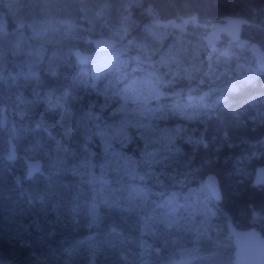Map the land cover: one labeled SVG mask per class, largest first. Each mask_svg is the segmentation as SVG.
Here are the masks:
<instances>
[{
	"label": "trees",
	"instance_id": "1",
	"mask_svg": "<svg viewBox=\"0 0 264 264\" xmlns=\"http://www.w3.org/2000/svg\"><path fill=\"white\" fill-rule=\"evenodd\" d=\"M228 15L245 20L242 42L264 48V0H0V226L39 244L41 250L82 244L83 236L68 227H52L43 218L34 221L29 195L47 190L54 178L74 188L76 173L87 161L94 166L92 176L98 183L106 156L98 128L122 103L121 88L140 75L134 67L138 46L145 44L155 50L152 59L168 55L185 70L173 76L157 67L168 81L160 85L164 96L157 103L162 108L172 103L188 107L190 90L214 97L206 116L184 119L164 113L157 118L165 130L183 129L162 163L152 157L151 149L158 145L146 144L137 129L129 128L127 138L112 139L127 166L141 175L134 183L158 201L199 191L219 227L207 225L210 240L225 244L232 255L229 221L243 229L261 227L264 235V185L254 184L255 174L238 172L264 165V122L257 119L253 128L250 120L256 108L264 115V73L247 47L233 44L226 54L211 51L202 39L207 28L179 22L196 16L209 24ZM43 25L50 27L52 36L35 39V30ZM116 32L123 38L112 48H96V33L110 39ZM223 41L229 42L226 37ZM104 55H114V65L104 64ZM227 83L234 89L221 90ZM226 137L240 144L229 148ZM28 159L43 163L42 171L30 180ZM209 174L218 178L219 202L204 186ZM13 201L19 215L8 212ZM97 205L106 211L100 212L99 229L117 244L130 237L136 245L149 237L136 231L119 208ZM116 243L113 256H119ZM153 249L152 244L149 250H137L145 256ZM0 252L4 264H33L29 248L10 246L1 237ZM110 262L96 257L94 264Z\"/></svg>",
	"mask_w": 264,
	"mask_h": 264
},
{
	"label": "rangeland",
	"instance_id": "2",
	"mask_svg": "<svg viewBox=\"0 0 264 264\" xmlns=\"http://www.w3.org/2000/svg\"><path fill=\"white\" fill-rule=\"evenodd\" d=\"M179 22L180 25L185 24L183 21ZM52 32L48 25H43L35 30L33 36L35 39L46 40L52 36ZM99 37L96 33L95 39ZM122 38L123 33L116 32L110 39L116 41ZM241 43L242 41L236 46L241 48ZM232 45L223 41L217 50L225 49L230 52ZM138 50L139 57L134 69L140 75L121 88L122 103L110 111L113 117L100 125L97 131L106 151L98 183H95L92 176L94 166L87 161L83 164L84 168L76 173L74 188L69 187L62 179L54 178L47 190L29 195L28 203L33 210L30 216L34 217V221L40 222L39 218H43L52 227H68L72 233L83 236L82 244L41 250L37 247L39 244L35 245L27 238L10 233L8 228L0 226L1 239L13 247L29 248L28 260L33 264H94L96 257L111 260V264H232L233 255L228 252L227 246L209 238L207 225L210 224L215 230L219 227L212 222L214 211L201 198L199 191H194L191 197L184 196L181 199L176 196L162 201L150 199L148 193L134 183L141 175L131 170L121 153L112 147L113 138H127L129 128H134L146 144L158 145L151 149L152 157L155 158V163H162L166 151L171 150V145L174 144L175 135L181 134L183 129L176 127L172 131L165 130L158 126L157 118L164 113H176L184 119L206 116L211 106L210 97H214L206 92L197 96L190 90L186 95L188 107L172 103L167 109L162 108L157 101L164 96L160 85L168 82L164 73L176 76L185 70L168 55H160L158 61L152 59L155 50L145 44H140ZM112 56L114 55H104L101 61L112 66ZM158 66L167 71L160 72L157 70ZM220 88L223 91L234 89L228 83ZM255 112L250 117L253 128L257 126V119L260 123L264 122V115L259 108ZM224 144L234 148L240 143L226 137ZM259 156L258 154L256 157ZM243 170L244 173L253 174L256 171L243 167L238 172L242 173ZM13 203L15 201L10 203L8 212L10 215H19L14 211ZM97 203L106 205L110 210L119 208L121 216L129 218L130 225L136 231L149 237L137 240L136 245L131 244L135 241L130 237L117 244L113 237L99 229L100 212L105 209L98 207ZM67 204L69 211L64 212V205ZM64 213L68 218H65ZM7 218L10 219V216L7 215ZM258 230L261 231V227ZM114 243L118 246L119 256L112 255ZM152 244V254L146 252L142 256L137 250H149ZM4 262L5 258L0 252V264Z\"/></svg>",
	"mask_w": 264,
	"mask_h": 264
},
{
	"label": "water",
	"instance_id": "3",
	"mask_svg": "<svg viewBox=\"0 0 264 264\" xmlns=\"http://www.w3.org/2000/svg\"><path fill=\"white\" fill-rule=\"evenodd\" d=\"M184 23L192 22L195 26L207 28L208 31L203 35L202 39L211 51L218 48V44L222 43L226 37L230 43L238 44L242 41L243 20L238 16H225L220 21L203 24L198 21L196 16H191L183 20ZM98 50L112 48L115 45L114 39L99 38L95 40ZM242 47H247L248 51L253 55L257 68L264 73V48L255 42L247 44L242 42ZM221 53L226 54L227 50L221 49ZM10 154L15 160L17 152L14 143H11ZM27 179H32L35 175L42 171L43 163L40 159H28ZM255 185H264V165L258 167L254 176ZM204 186L213 201L221 200V189L218 178L214 174H209L204 180ZM231 235L234 251L232 264H264V235L255 227L247 229L239 228L235 223L229 221L227 224Z\"/></svg>",
	"mask_w": 264,
	"mask_h": 264
}]
</instances>
